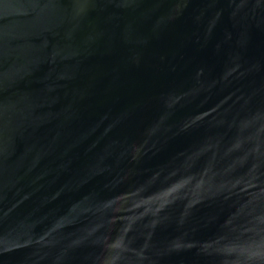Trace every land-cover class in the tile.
Returning a JSON list of instances; mask_svg holds the SVG:
<instances>
[{
	"label": "water",
	"instance_id": "1",
	"mask_svg": "<svg viewBox=\"0 0 264 264\" xmlns=\"http://www.w3.org/2000/svg\"><path fill=\"white\" fill-rule=\"evenodd\" d=\"M0 264H264V0H0Z\"/></svg>",
	"mask_w": 264,
	"mask_h": 264
}]
</instances>
